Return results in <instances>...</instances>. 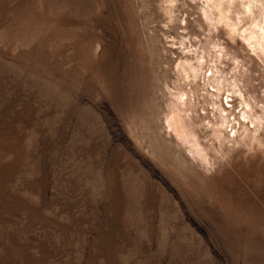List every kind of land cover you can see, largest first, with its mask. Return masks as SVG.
Segmentation results:
<instances>
[{
	"label": "rangeland",
	"instance_id": "374dc122",
	"mask_svg": "<svg viewBox=\"0 0 264 264\" xmlns=\"http://www.w3.org/2000/svg\"><path fill=\"white\" fill-rule=\"evenodd\" d=\"M0 264H264V0H0Z\"/></svg>",
	"mask_w": 264,
	"mask_h": 264
},
{
	"label": "bare ground",
	"instance_id": "6f19581e",
	"mask_svg": "<svg viewBox=\"0 0 264 264\" xmlns=\"http://www.w3.org/2000/svg\"><path fill=\"white\" fill-rule=\"evenodd\" d=\"M169 123V122H168ZM170 124V123H169Z\"/></svg>",
	"mask_w": 264,
	"mask_h": 264
}]
</instances>
